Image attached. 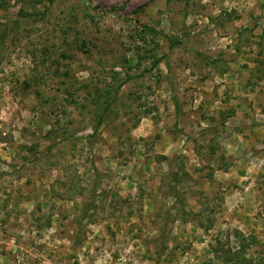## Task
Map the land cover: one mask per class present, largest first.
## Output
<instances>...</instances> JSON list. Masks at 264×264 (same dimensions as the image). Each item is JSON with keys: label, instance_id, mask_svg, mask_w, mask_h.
<instances>
[{"label": "rangeland", "instance_id": "obj_1", "mask_svg": "<svg viewBox=\"0 0 264 264\" xmlns=\"http://www.w3.org/2000/svg\"><path fill=\"white\" fill-rule=\"evenodd\" d=\"M0 1V264H264V0Z\"/></svg>", "mask_w": 264, "mask_h": 264}, {"label": "trees", "instance_id": "obj_2", "mask_svg": "<svg viewBox=\"0 0 264 264\" xmlns=\"http://www.w3.org/2000/svg\"><path fill=\"white\" fill-rule=\"evenodd\" d=\"M3 2L0 1V6H3ZM153 34V35H156L158 34L157 30L154 28V27H151V26H148V25H144L142 28H141V32H140V37L141 39L143 40V42H146L147 41V36L148 34ZM155 39V38H154ZM139 56V63L140 61L142 60V55L141 53L138 54ZM144 56V55H143ZM163 60V57H155L154 58V61L152 63V67H156L159 65V63ZM215 62V61H214ZM146 72V71H144ZM126 81H123L121 82L120 84L117 85L116 87V92H118L124 85H125ZM174 104H175V107H176V112L178 113L179 110H180V102H179V98L177 95H174Z\"/></svg>", "mask_w": 264, "mask_h": 264}]
</instances>
